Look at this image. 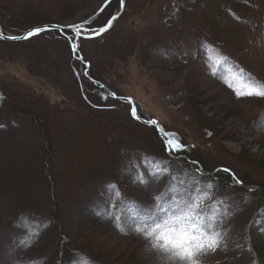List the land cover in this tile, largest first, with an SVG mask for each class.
I'll use <instances>...</instances> for the list:
<instances>
[{"label": "rangeland", "instance_id": "1", "mask_svg": "<svg viewBox=\"0 0 264 264\" xmlns=\"http://www.w3.org/2000/svg\"><path fill=\"white\" fill-rule=\"evenodd\" d=\"M16 1V8L26 7L37 12L26 22L40 21L47 14L67 19L62 21L65 27L87 23L80 29L78 39L73 33L59 37L41 33L26 41L0 42V82L16 84L24 92L30 90L33 98H43L50 105L72 109L76 113L66 118L68 123H77L74 125L77 130L84 127V124H79L84 122L83 117L88 112L103 115L114 123H104L109 128L120 126L123 130L132 131L131 137H120L122 145L138 137L140 141L148 142L141 147L150 150L148 153L165 145V139L159 140L161 136L155 138L153 131L160 135L163 134L162 128L170 133L178 132L188 144L181 150L194 146L192 153L202 165V174L209 179L219 175L222 178L223 171L227 169L224 172L229 174V178L224 177L228 184L229 180L233 182L230 191L229 185L222 181L224 190H229L223 195L227 202L225 210L217 201L214 186L207 182L218 185L215 180H208L205 176L206 180L202 181L199 173L189 172L176 162L161 163L147 158L144 162L150 166V173L155 175L147 173L148 181L138 184V189L131 186L133 190H130V186H126L122 199L106 174L105 180L86 183L81 190L71 185L62 188L57 201L61 206L57 222L50 228L45 227L32 243L8 223L11 217L8 214L15 205L10 195L23 189V184L17 187L9 185V189L16 191L6 190V197L0 199V264H58L63 251L72 243H80L100 264H161L160 256L129 226L133 223L132 217L148 211L154 194L161 192L165 194V207L169 214H178L184 209L182 201L188 198L187 193L193 187L189 177H195L198 186L207 193V196L201 194L197 201V211L206 218L215 217L216 227L224 236L216 252L199 258L200 264H238L239 261L240 264H264V258L252 252L256 249V235L264 237L261 228L263 216L259 213H264V97L237 98L227 84L239 88L245 83L240 76L242 71H236L230 65L226 74L219 77L215 69L208 66L209 61L205 62V56L198 63L190 55L194 53L192 38L186 30L191 29L179 24L177 17H183L189 23L198 19L194 13L195 6L197 3L205 4L207 0H127L128 14L125 13V20L118 23V33L126 34V40L137 35L141 46L135 45L125 61L119 60L114 50L106 45L108 37L96 38L94 30L99 29L90 25L94 18L91 15L101 0H59L64 7L51 0ZM7 6L6 0H0L1 8ZM66 9H73V19L66 15ZM182 30L184 33L180 35ZM2 35L20 37L10 33ZM73 44L78 46L75 51ZM117 48L121 49V45ZM243 50L245 54L242 57L237 55L234 60L248 68L252 81L264 84V51L255 44H247ZM86 61L103 62V78L111 88L113 101L107 91L87 90L89 85L85 86L88 82L83 80L81 68ZM133 108L139 119L133 117ZM149 119L157 123H145ZM18 131V125L0 116V136ZM85 145L90 152L83 155L87 162L96 158L91 155L95 148L109 149L106 142L99 144L95 140ZM34 148L32 162L39 150L38 146ZM19 151L23 154L18 157L25 158L13 160L16 162L14 173L26 179V187L41 186L42 178L35 180L37 169L32 173L20 170L21 166L34 165L25 155L31 150L21 148ZM107 157L111 161L112 156ZM5 160L10 159L7 157ZM98 163L104 164L105 160ZM165 169L169 171L165 172ZM95 170L99 169L96 167ZM174 172L178 173L176 183L179 184L166 192L162 183ZM237 179L241 183H236ZM181 180L188 182L181 184ZM49 206L47 202L39 210L50 212ZM89 206L107 217L104 226L101 227V223L91 216ZM48 217L54 218L55 215L49 213ZM117 220L123 222L126 233L114 231ZM204 222L207 223V219ZM24 241L29 242L22 244Z\"/></svg>", "mask_w": 264, "mask_h": 264}, {"label": "trees", "instance_id": "2", "mask_svg": "<svg viewBox=\"0 0 264 264\" xmlns=\"http://www.w3.org/2000/svg\"><path fill=\"white\" fill-rule=\"evenodd\" d=\"M51 1H55L64 7L63 3L59 0ZM61 1L64 2V0ZM106 1L101 0L91 16L95 17ZM6 2L9 6L0 7V28L3 34L10 33L22 36L36 27L53 24L62 25V21L67 20L53 18L44 14L45 17L40 18V21L26 22L28 17L37 12L26 7L16 8V5H18L16 0H6ZM127 3V0H123V4L121 0H112L90 23L92 28L99 29L107 25V22L112 17H116L111 27L97 38L102 36L108 37L106 45L108 44L111 47L110 49L114 50V54L121 61L127 60L126 58L131 54L135 45L141 46V41H139L137 35L126 40V34L122 36L121 33H118V23L125 20V13L128 14ZM196 5L194 13L198 19L189 23L185 22L183 17H177L179 24L183 25L184 28L191 29L186 30L192 38V51L194 53L190 55L198 63H200V58L205 56V62L209 61L208 66L215 69V73L219 77H223L226 74L227 67L232 65L236 71L245 73V77L241 76L244 79L242 81L245 83L249 82L251 74L248 68L239 64L234 59L237 55L242 57L245 54L243 49L247 44H255L258 49L264 51V0H207L205 4L198 5L197 3ZM65 12L69 18L74 16L72 15L73 9H66ZM15 21H18V23ZM182 33H184L183 30L179 34L181 35ZM63 34L69 35L70 32L53 30L47 31L42 35L59 37ZM115 34L116 36L114 37ZM0 42L11 43L10 41L3 40H0ZM119 44L121 45V49L117 50V45ZM189 51L191 50L189 49ZM189 60L191 61L192 59ZM218 61L220 64H217ZM81 68L83 69L82 74H84L83 80L88 82L85 86L89 85L86 87L87 90L95 92L107 91L109 99L112 100V96L110 95L111 88L105 83L103 78L105 72L103 62L92 63L86 61L81 64ZM28 91H22L16 84L4 81L0 82V116L19 126L17 133L0 136V199L6 197V190L16 191L9 189V185L17 187L23 184L22 190L16 192L15 195H10L15 201V205L8 214V216H11L8 223L12 229L18 231L27 239L29 238L30 243L33 242L34 235L41 234L45 227L50 228L51 225H54V222H57L61 209V206L57 205V201L59 193L63 191L62 188L71 185L74 189L81 190L85 187L86 183L88 185L90 182L94 183L101 179L105 180L104 176L106 174V176H109L106 178H109L112 182L111 185L118 189L119 196L122 199L125 197L124 191L126 190V186H130V190H133L131 186L138 189V184L148 181L147 173L155 175L154 173H150V166L147 162H144L147 158L158 160L161 163L176 162L189 172L195 171L199 173L202 181L206 179L215 180L221 191L220 195H225L224 191L229 193V190H224L222 182L224 181L230 187L233 181L229 180V184L227 183L226 178H229V174L223 171L226 178L222 175L221 178L219 175L210 179L205 174H202L200 172L202 165L196 155L192 153L194 146L186 151L171 152L163 144L164 147L160 146L161 148L156 149L155 152L148 153L150 150L141 148L148 145V142H142L138 137L122 145L121 139L131 137V130H123L119 125V127L111 129L105 124L111 125L113 122L103 115L90 112L84 115V122L79 124H84V127L78 130L74 129V125L77 123L72 121L68 123L69 121L66 116L75 114L76 112L61 105H50L43 98H33L31 91ZM117 101L115 100L114 102L118 104ZM162 129V135L153 131L155 138L161 136L159 138L161 140L165 134L170 133L168 129ZM175 138L183 146H188L178 132H176ZM94 140L99 144L106 142V148L109 149L106 150L104 147L95 148V152H92L91 155H95L96 158H91L87 162L83 159V155H89L90 152H88L89 149L86 148L87 145L85 144ZM35 146H38L39 150L36 151V158L32 162L33 158L31 155L33 150H36ZM21 148L31 150L30 152H26L25 155L26 157L29 156L30 162L34 164L32 166H21V172L28 170V173H32L37 169L38 173L35 180H39L41 177V186L35 184L32 188L31 186L26 187V179L16 176L14 173L13 166L16 162L13 160L21 161L20 159L25 158L18 157V155L23 154L19 151ZM107 156H112L111 161L108 160ZM7 157L10 159L9 161L5 160ZM101 159L105 160L104 164L98 163ZM96 167L99 170H95ZM177 174L175 172L170 173L165 178L162 183L163 190L169 192L173 188L172 186L179 184L176 183L177 179L173 180L170 178L171 175ZM205 176L206 179H204ZM229 189L231 191V187ZM47 202L50 203V212L39 210ZM88 210L91 216L101 223V227L105 225L103 224L102 212L95 208L94 210ZM49 213H52L55 217L49 218ZM254 213L256 214V212ZM259 213L262 214L264 221V213L261 211ZM108 225L112 227L111 224ZM261 228L264 230V225ZM114 231L121 234L120 231H116L115 229ZM67 242L69 244V240ZM254 244L256 249L255 251L252 249L253 254L264 258V237L256 235ZM252 246L253 244H251ZM87 252V249L81 246L80 243L76 245L72 243L71 247L68 246L63 251L58 264H100ZM238 264H240V261Z\"/></svg>", "mask_w": 264, "mask_h": 264}, {"label": "snow or ice", "instance_id": "3", "mask_svg": "<svg viewBox=\"0 0 264 264\" xmlns=\"http://www.w3.org/2000/svg\"><path fill=\"white\" fill-rule=\"evenodd\" d=\"M121 3L123 4V0H121ZM115 19L116 17H112L107 25L99 28L98 31L94 30L95 35L107 31ZM84 23H87V21ZM70 27L75 31L77 37L80 36V29L83 24ZM43 30L41 28L32 29L23 38L26 39ZM9 39H18V37H9ZM77 47L75 44L72 45L74 51ZM225 83L227 82L225 81ZM227 86L234 91L237 98L242 96L264 97V84L256 81L250 80V82L241 84L239 88L231 83H228ZM131 111L133 117L139 119L135 108ZM145 123L155 125L157 122L149 119ZM160 131L163 132V129H160ZM164 139L166 148L171 152L181 150L184 147L175 138L174 133L165 134ZM164 171L168 172L169 170L165 169ZM197 171L199 170L197 169ZM224 171L228 170L225 169ZM170 178L176 180L178 176L171 175ZM233 178L235 179V177ZM188 179L192 181L193 187L187 193L188 198L182 201L185 207L178 214H169L168 209L165 207V194L161 192L154 194L148 211L132 217L133 223L129 226L132 231L145 239L151 249L160 256L161 264H176L177 261L180 264H200L199 258L201 256L216 252L224 241L223 234L216 227L215 217L206 218L201 212L197 211V201L201 194L207 196L206 191L198 186L195 177H189ZM187 182L181 181V184ZM236 183L239 184L241 181L237 179ZM208 187L211 186L208 185ZM162 216L166 218L161 219ZM206 219L207 223L204 222Z\"/></svg>", "mask_w": 264, "mask_h": 264}, {"label": "bare ground", "instance_id": "4", "mask_svg": "<svg viewBox=\"0 0 264 264\" xmlns=\"http://www.w3.org/2000/svg\"><path fill=\"white\" fill-rule=\"evenodd\" d=\"M58 36V35H57ZM240 76H244L245 77V73L244 72H242V74L240 75ZM203 181H205V180H203ZM212 186H214V190H215V195H216V198H217V201L220 203V204H222V208H224L225 210H227V208H226V205H225V203L227 204V202L225 201V199H224V196L223 195H220V189H219V187H218V185H214L213 183H210ZM220 188L222 189V187L220 186ZM88 209H91V210H94V207L93 206H89L88 207ZM107 217H105L104 215H103V217H102V219H106ZM115 228H116V230L117 231H120L121 233H126V227H125V225L123 224V222L121 221V220H117V222L115 223ZM38 236L37 235H34L33 236V238L35 239V238H37ZM29 241H24V242H22V244H26V243H28Z\"/></svg>", "mask_w": 264, "mask_h": 264}, {"label": "water", "instance_id": "5", "mask_svg": "<svg viewBox=\"0 0 264 264\" xmlns=\"http://www.w3.org/2000/svg\"><path fill=\"white\" fill-rule=\"evenodd\" d=\"M112 0H107L104 4H103V6L100 8V10L98 11V13L96 14V15H98L110 2H111ZM83 25H85V24H83ZM39 28H41V29H44L43 31H41V32H44V31H46V30H64V31H74L71 27H62V26H58V25H48V26H44V27H39ZM31 31V30H30ZM41 32H39V33H41ZM28 33V32H27ZM26 33V34H27ZM39 33H37V34H34V35H32V36H35V35H38ZM26 34L24 35V36H21V37H18V39H9V37L10 36H3L2 34H0V39L1 40H3V41H11V42H16V41H22V40H26V39H28V38H30V37H32V36H30V37H28V38H23V37H25L26 36Z\"/></svg>", "mask_w": 264, "mask_h": 264}, {"label": "clouds", "instance_id": "6", "mask_svg": "<svg viewBox=\"0 0 264 264\" xmlns=\"http://www.w3.org/2000/svg\"><path fill=\"white\" fill-rule=\"evenodd\" d=\"M179 262V261H178ZM179 264H180V262H179Z\"/></svg>", "mask_w": 264, "mask_h": 264}]
</instances>
